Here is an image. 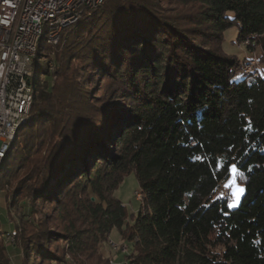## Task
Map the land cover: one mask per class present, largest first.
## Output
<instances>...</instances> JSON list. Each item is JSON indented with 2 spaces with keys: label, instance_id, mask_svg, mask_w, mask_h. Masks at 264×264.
<instances>
[{
  "label": "trees",
  "instance_id": "1",
  "mask_svg": "<svg viewBox=\"0 0 264 264\" xmlns=\"http://www.w3.org/2000/svg\"><path fill=\"white\" fill-rule=\"evenodd\" d=\"M82 14L39 46L49 68L0 164L24 257L109 264L117 229L126 264H264V76L235 78L223 48L237 27L264 57V0H105ZM233 164L245 190L229 208L217 192ZM132 172L136 212L116 196Z\"/></svg>",
  "mask_w": 264,
  "mask_h": 264
},
{
  "label": "rangeland",
  "instance_id": "2",
  "mask_svg": "<svg viewBox=\"0 0 264 264\" xmlns=\"http://www.w3.org/2000/svg\"><path fill=\"white\" fill-rule=\"evenodd\" d=\"M237 36L238 28H230L224 32L225 41L223 43V48L227 52L235 54L240 61V66L237 69L235 78L242 77V73L244 75L262 74L264 76V57L261 54L258 42L253 41L252 39L250 43L247 41V39L236 41ZM44 42V39H42L39 43V46H42ZM49 62L50 56L47 54V49L44 47L32 62L31 69L34 75V86L37 87L35 83L38 78H41L42 80V78L45 77V73L49 68ZM39 68L41 69L40 71H38ZM30 121L31 119L29 120V122ZM24 125L20 128L18 133L19 135H21L25 130ZM3 172L4 171L1 169L0 180L4 174ZM230 178L231 174H229L227 179L221 182L217 194L219 196L227 197L228 205L234 204V207L231 208H236L240 204L244 192L240 194L238 203L236 202L235 196L233 194L239 187L244 188V190L245 187L239 182L236 173L235 185L230 188H226L225 184ZM139 190L138 180L135 176V173L132 172L124 178L122 184L116 191V196H118L123 201L130 212H136L141 201V194L139 193ZM22 209L23 207L21 204H17L16 206H9L4 198V193H2L0 197V220L3 231L0 235V244L6 247L5 258L3 260H0L2 264H38L37 261H29L27 258H25L21 249L16 246V231H19V229L16 228V225L21 223L23 213ZM42 211L43 213L49 212L47 208L43 209ZM41 217L42 216L40 213L36 214L37 219H40ZM44 224L50 228L54 227V224L49 222H44ZM127 253H129L127 245L120 238L117 229H114L111 233L110 239L102 246V255L109 260V264H126L125 254ZM68 264H72V262H69Z\"/></svg>",
  "mask_w": 264,
  "mask_h": 264
},
{
  "label": "built area",
  "instance_id": "3",
  "mask_svg": "<svg viewBox=\"0 0 264 264\" xmlns=\"http://www.w3.org/2000/svg\"><path fill=\"white\" fill-rule=\"evenodd\" d=\"M58 1L66 7L80 0H0V155L5 138L22 115L26 66L32 56L33 32L39 31L38 19ZM56 19V27L60 20Z\"/></svg>",
  "mask_w": 264,
  "mask_h": 264
},
{
  "label": "bare ground",
  "instance_id": "4",
  "mask_svg": "<svg viewBox=\"0 0 264 264\" xmlns=\"http://www.w3.org/2000/svg\"><path fill=\"white\" fill-rule=\"evenodd\" d=\"M102 1L103 0H80V3L72 4V7H66L65 1H58V3L54 7H51L49 11L46 12L45 16H40V18L38 19L39 31L33 32L32 56L29 58L28 65L26 66V86L23 92L22 100V115L24 116L21 118H17L16 127L13 129V132L7 138H5L4 150L0 155V164L6 157L12 143L17 139L20 127L27 123L34 97L41 82V78H38L35 83L37 87L34 86V75L31 69L33 59L37 56L40 41L44 39L45 42L55 45L56 43H58L63 30L68 26L76 23L80 19L85 9L87 10L96 7ZM64 18L69 19L60 20V27H56V19ZM0 264L2 263L0 262Z\"/></svg>",
  "mask_w": 264,
  "mask_h": 264
},
{
  "label": "snow or ice",
  "instance_id": "5",
  "mask_svg": "<svg viewBox=\"0 0 264 264\" xmlns=\"http://www.w3.org/2000/svg\"><path fill=\"white\" fill-rule=\"evenodd\" d=\"M230 171V174H231V178L228 180V182L225 184V187L226 188H230L232 187L233 185H235L236 183V180H235V174L238 172V168L236 166V164H233L231 166V169L229 170ZM244 192V188L242 187H239L237 189V191L233 194L235 196V199H236V202L238 203L239 201V197H240V194H242ZM229 208L231 207H234V204H229L228 205Z\"/></svg>",
  "mask_w": 264,
  "mask_h": 264
},
{
  "label": "water",
  "instance_id": "6",
  "mask_svg": "<svg viewBox=\"0 0 264 264\" xmlns=\"http://www.w3.org/2000/svg\"><path fill=\"white\" fill-rule=\"evenodd\" d=\"M104 1H105V0H103L99 5H101ZM99 5H98V6H99ZM98 6H96V7H98ZM96 7H93V8H96ZM90 9H92V8H90ZM29 115H30V113H29Z\"/></svg>",
  "mask_w": 264,
  "mask_h": 264
}]
</instances>
